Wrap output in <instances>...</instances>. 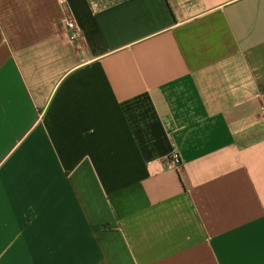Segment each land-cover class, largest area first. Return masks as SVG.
<instances>
[{
    "label": "crops",
    "instance_id": "0c3cea01",
    "mask_svg": "<svg viewBox=\"0 0 264 264\" xmlns=\"http://www.w3.org/2000/svg\"><path fill=\"white\" fill-rule=\"evenodd\" d=\"M0 264H264V0H0Z\"/></svg>",
    "mask_w": 264,
    "mask_h": 264
},
{
    "label": "built area",
    "instance_id": "2783aa9c",
    "mask_svg": "<svg viewBox=\"0 0 264 264\" xmlns=\"http://www.w3.org/2000/svg\"><path fill=\"white\" fill-rule=\"evenodd\" d=\"M64 28L67 34V39L69 42H82V36L74 24L73 20L70 17H65L64 20ZM170 164L174 166H178L180 164V158L175 147L172 148L170 155Z\"/></svg>",
    "mask_w": 264,
    "mask_h": 264
}]
</instances>
